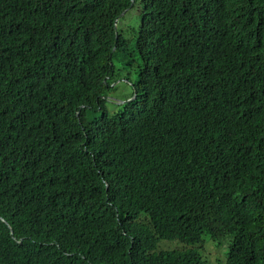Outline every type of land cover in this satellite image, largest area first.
<instances>
[{
    "label": "trees",
    "instance_id": "obj_1",
    "mask_svg": "<svg viewBox=\"0 0 264 264\" xmlns=\"http://www.w3.org/2000/svg\"><path fill=\"white\" fill-rule=\"evenodd\" d=\"M204 235L264 264V0H0V264H204L147 253Z\"/></svg>",
    "mask_w": 264,
    "mask_h": 264
},
{
    "label": "rangeland",
    "instance_id": "obj_2",
    "mask_svg": "<svg viewBox=\"0 0 264 264\" xmlns=\"http://www.w3.org/2000/svg\"><path fill=\"white\" fill-rule=\"evenodd\" d=\"M138 5V4H137ZM136 7L126 11L123 18L120 19L118 26L121 25L126 30L128 37H134L135 33L132 31V28H138L140 24V18H134L133 15L136 12ZM125 72H116L114 82L110 84L108 90L106 91L105 97V107L109 113L118 111L121 103L128 101L133 93L132 82L133 79L131 76L126 75ZM100 110L91 111L87 113V118L100 114ZM230 236H223L218 240L211 239L208 235H204L202 241L198 244L191 245L190 248L195 249L201 256V259L205 264H226V257L228 246L230 243ZM184 245V244H183ZM183 245L178 240H160L158 242V248L165 249H182Z\"/></svg>",
    "mask_w": 264,
    "mask_h": 264
},
{
    "label": "clouds",
    "instance_id": "obj_3",
    "mask_svg": "<svg viewBox=\"0 0 264 264\" xmlns=\"http://www.w3.org/2000/svg\"><path fill=\"white\" fill-rule=\"evenodd\" d=\"M132 2H133V0H131V4H132ZM123 13V12H122ZM121 14V13H120ZM119 17H121L120 15H119ZM115 25H116V22H115ZM115 78V77H114ZM117 78H115V80H116ZM114 80V81H115ZM114 81H112V82H114ZM111 82V83H112ZM110 83V84H111ZM110 84H109V87H110ZM108 90V89H107ZM106 93V92H105ZM103 106H104V108H105V110L108 112V110H107V108L105 107V97H106V94H104L103 96ZM135 98V92H134V94L132 93V96H131V98L128 100V101H125V102H123V103H121L122 104V106L125 104V103H127V102H129V101H131V100H133ZM122 106H120V109H121V107ZM100 110V112L102 113V111H101V109H100V107L99 108H97V110ZM119 109V110H120ZM96 110V111H97ZM118 110V111H119ZM118 111H114V112H112V113H109V114H113V113H116V112H118ZM100 113V114H101ZM77 114H78V112H77ZM105 187L107 188L108 186H107V184H105ZM1 220H2V218H1ZM135 223H137V224H144V225H148V223L149 222H142V221H138V220H136L135 221ZM9 228H10V232L12 233V229H11V227L9 226ZM121 234L123 235V236H126L127 235V232L124 230V229H121ZM129 238H130V245H129V249H128V253H130V250H131V248L133 247V243H134V237L133 236H129ZM160 240H168V239H165V237H158V236H155V242H154V245H153V247L147 252V253H149V254H159L160 252H161V250H166L165 248H158V242L160 241ZM170 240H173V239H170ZM174 240H178L179 242H181L182 243V245H183V248L182 249H180V250H185V249H187V248H190V246L191 245H193V244H187L185 241H180L179 240V238H174ZM198 244V243H197ZM64 255H66V256H70V255H73V254H75V253H68V252H64L63 253ZM80 257H84L83 255H79ZM202 260V259H201ZM203 261V260H202ZM204 262V261H203ZM226 262H227V257H226ZM130 264V263H129ZM204 264H205V262H204Z\"/></svg>",
    "mask_w": 264,
    "mask_h": 264
},
{
    "label": "water",
    "instance_id": "obj_4",
    "mask_svg": "<svg viewBox=\"0 0 264 264\" xmlns=\"http://www.w3.org/2000/svg\"><path fill=\"white\" fill-rule=\"evenodd\" d=\"M122 15H123V13L120 14V16H122Z\"/></svg>",
    "mask_w": 264,
    "mask_h": 264
}]
</instances>
